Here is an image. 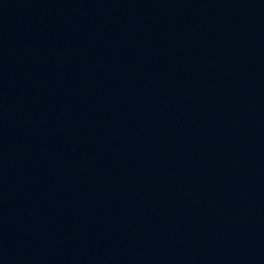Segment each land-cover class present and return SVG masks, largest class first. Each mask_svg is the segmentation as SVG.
I'll use <instances>...</instances> for the list:
<instances>
[{
	"label": "water",
	"instance_id": "1",
	"mask_svg": "<svg viewBox=\"0 0 264 264\" xmlns=\"http://www.w3.org/2000/svg\"><path fill=\"white\" fill-rule=\"evenodd\" d=\"M0 264H264V0H0Z\"/></svg>",
	"mask_w": 264,
	"mask_h": 264
}]
</instances>
